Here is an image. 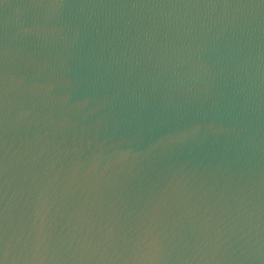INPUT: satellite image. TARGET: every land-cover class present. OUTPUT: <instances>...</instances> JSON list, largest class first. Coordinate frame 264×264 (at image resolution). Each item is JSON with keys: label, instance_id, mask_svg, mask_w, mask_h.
Returning a JSON list of instances; mask_svg holds the SVG:
<instances>
[{"label": "water", "instance_id": "1", "mask_svg": "<svg viewBox=\"0 0 264 264\" xmlns=\"http://www.w3.org/2000/svg\"><path fill=\"white\" fill-rule=\"evenodd\" d=\"M0 264H264V0H0Z\"/></svg>", "mask_w": 264, "mask_h": 264}]
</instances>
